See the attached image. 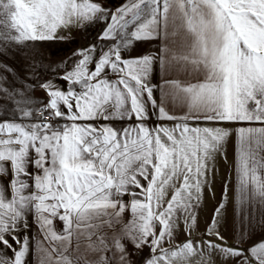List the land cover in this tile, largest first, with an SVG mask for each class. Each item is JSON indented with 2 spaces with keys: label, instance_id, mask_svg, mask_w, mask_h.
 <instances>
[{
  "label": "snow or ice",
  "instance_id": "1",
  "mask_svg": "<svg viewBox=\"0 0 264 264\" xmlns=\"http://www.w3.org/2000/svg\"><path fill=\"white\" fill-rule=\"evenodd\" d=\"M93 27L68 57L43 54ZM224 124L241 125L235 159L193 239ZM145 249L142 264H264V0H0V264H137Z\"/></svg>",
  "mask_w": 264,
  "mask_h": 264
},
{
  "label": "crops",
  "instance_id": "2",
  "mask_svg": "<svg viewBox=\"0 0 264 264\" xmlns=\"http://www.w3.org/2000/svg\"><path fill=\"white\" fill-rule=\"evenodd\" d=\"M114 2H119V0H114ZM71 35L74 39V42L77 43V49H79L82 45L88 43V41L92 38V36L95 35L96 32V27H93L91 29H89V32L87 33L88 39H85V35L86 33H84L81 30H77V29H71ZM60 43V42H58ZM157 41H149V42H144L141 43L137 49H136V54H141L145 51L148 50H155L158 46ZM72 53V52H71ZM71 53L68 54H58L57 56H52L51 60H60L62 58L68 57ZM162 73L160 72L159 68L157 67L154 72H153V76H152V83L153 84H160L162 83ZM160 92L157 91L156 92V96L159 97ZM179 114V113H177ZM153 122L156 124H159V121L155 120V117H153ZM165 123H169V122H165ZM169 126H171V124L169 123ZM203 126H213V125H201ZM223 127H228L229 129L233 130V134L231 135V137L229 138L228 142L225 145V151L227 154V161L225 162L222 158H218L217 161V168H218V172L216 173L215 177H214V182L212 185V190L215 193V198H213V196L211 194H206L205 199L202 202V206L199 208L198 210V217H199V228L197 230H194L191 233V238L193 239H199L201 236H203L204 234V230H205V226L206 224L209 223L210 217L213 214V206L217 203V201L220 199V193H221V186L224 182V177L228 174L227 173V169L233 164L234 159H235V153H236V149L238 146V141H237V137L235 134L234 129L241 126L238 124H224V125H220ZM247 126V125H244ZM253 126L259 127V124H255ZM227 219L222 223L221 225V233L224 235L225 240L227 242L228 245H232L234 243V235H233V216H232V211L231 208L228 209L227 213ZM56 227L62 228V225L60 224L59 221L56 222ZM237 227H239V225L237 224ZM262 230L260 229V227L258 226V224L254 221L252 226L249 228V232H253L255 234H259ZM188 237H186L185 233H184V224H183V220H181L180 222V228L177 231V237L176 240L173 241V243H182L184 242ZM207 238V237H205ZM205 252H207V250H205ZM148 253V249L144 250V253L142 255H138L137 256V264H142V259L143 256H146ZM30 260V264H36V259H35V255L33 254V256L29 257ZM199 260V257H196L193 261L192 264H197V261ZM212 260V264H232L231 260H225V258H223L222 256H219L218 254L213 255L211 257Z\"/></svg>",
  "mask_w": 264,
  "mask_h": 264
},
{
  "label": "rangeland",
  "instance_id": "3",
  "mask_svg": "<svg viewBox=\"0 0 264 264\" xmlns=\"http://www.w3.org/2000/svg\"><path fill=\"white\" fill-rule=\"evenodd\" d=\"M77 48V43H52V44H46L42 46L43 54L48 57L52 58V56H57L58 54H68Z\"/></svg>",
  "mask_w": 264,
  "mask_h": 264
}]
</instances>
